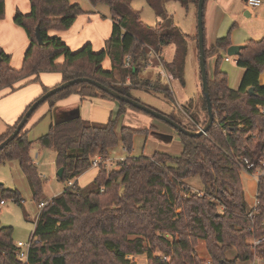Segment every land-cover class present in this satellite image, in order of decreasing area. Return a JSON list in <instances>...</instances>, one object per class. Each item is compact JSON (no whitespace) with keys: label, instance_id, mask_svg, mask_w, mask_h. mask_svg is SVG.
Returning <instances> with one entry per match:
<instances>
[{"label":"trees","instance_id":"1","mask_svg":"<svg viewBox=\"0 0 264 264\" xmlns=\"http://www.w3.org/2000/svg\"><path fill=\"white\" fill-rule=\"evenodd\" d=\"M30 1L31 12L18 11L14 19L30 38L24 64L21 69H14L10 55L0 48V89L9 86L15 90L18 82L26 80L21 87L40 81L42 72H60L63 75L60 83L86 76L132 97L129 89L138 84L151 49L159 51L168 46L175 47V53L171 60L165 61L164 69L170 78L184 82L188 41L186 35L175 30L173 17L166 14V0H147L159 18L156 26L143 23L133 0H90L94 6L107 5L113 19L107 47L100 51L94 50L90 42L72 50L60 36L50 34L51 30L69 29L74 24L85 12L79 3ZM180 1L193 2L197 7L199 0ZM4 15L5 1L0 0V19ZM38 26L43 43L37 37ZM230 45L229 34L219 37L211 48L206 45V59ZM127 55L132 56L130 66L125 64ZM107 56L111 57L112 69L103 66ZM60 57L64 58L62 62L58 60ZM221 59L220 55L214 75L209 77L214 123L200 136L186 135L174 128L184 145L179 156L159 151L153 155H133L136 134H149L152 128L122 125L118 133V120L127 105L135 106L90 83L74 84L38 106L20 134L0 150V162L17 159L30 182L34 199L39 201L43 196V180L30 154L33 140L27 128L36 111L48 104L51 112L58 100L73 93L82 97L103 96L121 104L118 117L107 122L75 117L52 123L38 137L43 147L55 150L58 168L64 167L63 176L58 178L68 185L39 213L29 264H136L127 256L142 254L148 255L147 264H207L197 253L200 240H205L213 264H236L237 258L252 260L253 246L248 238L264 236V174L258 179V204L249 209L240 162L243 156L256 162L264 156V84L260 82L264 71V37L248 40L237 56V65L245 69L238 88L230 87L227 72L219 67ZM128 79L130 83L126 84ZM159 82L155 87L165 89L174 100L169 83ZM43 87V93L52 88ZM250 87L254 88L253 93L249 92ZM203 102L207 111L204 95ZM31 104L8 127L0 142L13 132ZM168 115L186 128L199 129L196 123L188 126ZM119 145L127 155L109 170L105 161ZM96 155L102 161L94 180L86 186L70 184L93 166ZM194 178L200 185L198 191L190 185ZM6 198L23 203L18 190L0 184V205ZM157 247L163 252L161 255L155 254ZM233 248L237 256L229 259L226 252ZM0 264H23L18 257L14 228L2 225L1 221Z\"/></svg>","mask_w":264,"mask_h":264},{"label":"rangeland","instance_id":"2","mask_svg":"<svg viewBox=\"0 0 264 264\" xmlns=\"http://www.w3.org/2000/svg\"><path fill=\"white\" fill-rule=\"evenodd\" d=\"M207 1L204 11L207 46L212 42L211 38L217 39L228 34L232 44L236 45L246 44L250 39L260 40L264 37V0H261L260 5L257 7L248 6L247 0ZM213 2H218L219 5L212 19L210 5ZM132 4L141 14L143 23L149 26L157 25L159 18L155 9L151 7L147 0H133ZM101 9H105L109 13L107 5L102 4ZM164 9L166 14L173 17L175 30L180 31L187 37L188 51L184 69L185 84L183 85L178 79L171 81L169 88L173 94L174 100L169 98L165 89L162 90L155 87V84H159V81H161L163 77L162 69L165 68V61H167V59L171 60L174 53L172 47L168 46L161 54H159L160 50H157L154 51V56L150 55L147 65L139 74L138 84L133 85L129 89V93L134 99L162 113L173 115L188 126H192L195 123L204 126L205 122L208 120V115L207 111L204 109L202 98L203 90L199 68L197 37V7L193 2L183 3L180 0H166ZM247 10L252 14L247 12ZM219 52L223 56V59H225V51L219 49ZM160 56H164V58L162 59ZM223 59H221L219 63L220 68L227 71L229 85L232 88H238L242 76L241 69L243 68L237 65L234 56H230L229 62L222 61ZM212 66V60L209 58L207 60V70L210 78L214 72ZM128 83H130V81L126 82V84ZM145 83H148V85H143ZM16 87L15 85V88ZM7 88L11 87L5 86L1 88L0 93H3ZM15 90L12 89V91ZM2 96L3 95L0 94V98L3 99ZM45 105L46 104L42 105L38 110ZM125 110L126 112L119 118L120 121L118 120L119 124L135 129L152 128L149 134H136L132 148L133 155H153L157 151L172 156H179L181 154L182 150L180 148L183 144L179 136H176L177 139L174 138L172 143L160 141V139H171V136L167 135L166 132L177 133L171 125L139 108L127 105ZM117 117L118 113L115 115V118ZM50 124L51 116L47 114L44 118H39L29 132V137L33 140L30 154L43 180V196L39 201L34 199L30 182L23 172L19 161L17 159H12L0 162V184H3L7 189L18 190L23 199V203L20 204L12 198H6L5 204L0 205L1 224L14 228L15 243L18 241L27 242L30 240L41 211L38 205L39 202L43 200L46 202L50 201L53 197L61 194L68 185L67 182L60 180L57 176L58 166L56 163L55 150L53 148L43 147L38 141V137L48 131ZM121 150H119V152H122ZM115 153L111 155L115 163L112 164L111 161V164L107 165L109 170L117 165L120 157H123ZM95 167L98 168L99 173V166ZM87 179L88 175L85 179H82V181H86ZM194 179L195 180L191 181L190 185L194 191H198L200 190V185L197 182L198 179ZM82 181L80 182L82 183ZM242 181L247 205L248 208L251 209L258 204V179L248 173L242 172ZM259 239L261 240L257 243ZM248 241L253 246L252 260H241L237 258L236 264H264V245L260 246V244L264 243V236H251L248 238ZM196 249L199 256L206 260L207 264H213V259L209 255L205 240H200ZM162 253L161 249L157 247L155 254L161 255ZM236 256L237 250L235 248L226 252V257L229 259H235ZM127 257L134 260L136 264L148 263L147 254L128 255Z\"/></svg>","mask_w":264,"mask_h":264},{"label":"crops","instance_id":"3","mask_svg":"<svg viewBox=\"0 0 264 264\" xmlns=\"http://www.w3.org/2000/svg\"><path fill=\"white\" fill-rule=\"evenodd\" d=\"M4 1H5V15L2 19H0V48L5 53L10 55L11 66L14 69H21L24 64L25 53L28 47L30 46V38L28 37L26 30L22 26L18 25L14 19L18 11L25 14L31 12V1L30 0H4ZM70 1L72 3H79L83 7L85 12L80 14L76 18L74 24L69 29L51 30L50 34L60 36L69 45V47L72 50H78L89 42L92 44L94 50L96 51L106 49L107 41L111 37L113 30V19L111 18L110 13H108L107 10L105 9L102 10L101 5L94 6L90 2V0H70ZM207 2L208 1H206V4ZM218 5H219L218 2H213L210 5V9H211L210 12L212 19L214 18ZM247 12L252 14L249 10H247ZM214 39L215 38H211L212 42L209 43V46H207L208 48H211L212 46L215 45L216 40L218 38L215 40ZM171 47L175 53V47L173 46ZM165 48H162L159 53L161 54V52L164 51ZM226 52L227 50H225V56H226L225 59H223V56L221 55L219 50L216 53L208 56L207 60L209 58H211L212 60L213 71H215L216 69L217 59L220 55L222 56L223 59L222 61L225 62L230 61V56L228 54L226 55ZM234 57H235V62L237 63V56ZM58 60L62 62L64 58L60 57V59ZM103 66L105 69H112V60L110 56L106 57V59L103 62ZM244 72L245 69L244 68L241 69L242 76ZM263 77L264 75L262 72L260 75V82L262 84H264ZM62 79H63V75L60 72H42L40 74V81H31L21 87L20 85L24 84L26 80L22 82H18L16 83V86L18 88L15 91H12L11 88H7L5 91H3V93H0L1 95H3L2 96L3 99L0 98V116H1L0 137L7 132L8 127L10 125H13L18 120V118L23 114V112L26 110L28 105L31 104L36 98H38L43 93V88H44L43 86L53 87L59 84L62 81ZM173 80L176 79L170 78L168 74L167 76H163L161 78L162 83L168 82L170 84L171 81ZM182 84L183 85L185 84V80ZM120 107L121 104L118 100L106 98L103 96L82 97V95L78 93H73L65 98L58 100L55 106L53 107V109L51 110V112H49L50 108L48 104H46L44 107L38 110L33 115L27 128L29 130H32L33 126L39 120V118L41 117L44 118L47 114L51 116V124L60 123L74 117H82L84 119H88L96 122H107L110 118H115V115L120 110ZM122 125L123 124L118 123L116 127L118 133L120 132ZM166 134L170 135L171 139L169 140L160 139V141H165V143H172L174 138L177 139L176 136H179L175 132L172 133L166 132ZM180 149L183 150V145L181 146ZM119 150H121L122 152H119ZM114 153L116 155L120 154L122 156H126L127 152L125 151V148L119 145L117 146V148L111 151L110 156L113 155ZM114 167H117V165ZM97 173H98V168L91 167L90 169L85 171L82 175L73 179L72 182L75 184L78 183L79 186H86L94 180V178L97 176ZM87 175H88V179L86 181L84 180L82 181V179H85ZM80 181H82V183Z\"/></svg>","mask_w":264,"mask_h":264},{"label":"water","instance_id":"4","mask_svg":"<svg viewBox=\"0 0 264 264\" xmlns=\"http://www.w3.org/2000/svg\"><path fill=\"white\" fill-rule=\"evenodd\" d=\"M206 0H199L198 6H197V17H198V48H199V68L201 73V85L203 90V95L205 96L206 103H207V111H208V120L206 124L198 130H192L189 128L184 127L182 124L177 122L176 120L172 119L169 115L162 113L152 107H149L142 102H140L137 99H134L133 97H130L128 95H125L123 93H120L119 91L113 89L112 87L96 80L90 77L82 76L73 78L67 81H64L60 83L59 85H56L52 88H50L48 91L43 93L38 99H36L28 108L22 119L19 121L15 129L11 134H9L3 141L0 142V150L3 149L6 145H8L12 140H14L22 131L23 127L28 122L29 118L33 114V112L38 108L40 104L45 102L49 97L56 94L57 92L68 88L74 84L77 83H90L92 85H95L100 90L105 91L118 100L125 101L139 109H142L154 116H156L159 119L164 120L169 125H171L173 128L177 129L178 131L190 135V136H200L202 134H206L209 130V128L212 126L215 120V112L213 108L212 98L210 94V87H209V75L207 70V59H206V37H205V22H204V8H205ZM37 37L39 39L40 43H43V39L40 32V27H37L36 30ZM245 47V44L239 45V44H232L227 48V54L229 56H238L241 54L242 48ZM2 60V56L0 53V61ZM254 88L250 87L249 92L253 93ZM75 118V117H74ZM72 119V118H70ZM69 120V119H68ZM64 173V167H60L58 169V176L62 177Z\"/></svg>","mask_w":264,"mask_h":264},{"label":"built area","instance_id":"5","mask_svg":"<svg viewBox=\"0 0 264 264\" xmlns=\"http://www.w3.org/2000/svg\"><path fill=\"white\" fill-rule=\"evenodd\" d=\"M260 3H261V0H247V4L250 7H257L260 5ZM150 55L151 56L155 55L154 50H151ZM131 62H132V56L127 55L125 57L126 66H130ZM162 73H163V76H167L166 70L164 68L162 69ZM197 127L199 129H201L203 126L197 125ZM124 158L125 157L123 156V157H120L118 160H123ZM113 159L114 158H112L110 156L106 159L105 163L107 165H110L111 161H112V164H114L115 162ZM115 159H117V158H115ZM101 161H102V157L100 155H96L93 159V166L92 167L99 166ZM240 165H241V169L243 172L248 173V174L256 177L257 179H259L260 176L264 174V156L259 160V162L252 161L250 158L243 156L241 158ZM69 183L73 184L72 181H70ZM47 203H48V201L47 202L46 201H40L38 205L42 209V208H44L45 205H47ZM1 204H5V201H1ZM252 215H253V213H250V216H252ZM260 240L261 239H259L257 241V243H259ZM34 241H36V240L32 236L30 238V240L27 242H23V241L17 242L18 257L23 262V264H29V252H30V248H31L32 244L34 243Z\"/></svg>","mask_w":264,"mask_h":264}]
</instances>
